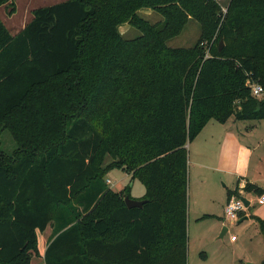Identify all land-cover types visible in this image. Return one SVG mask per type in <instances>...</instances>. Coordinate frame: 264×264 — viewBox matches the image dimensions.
Instances as JSON below:
<instances>
[{
    "label": "trees",
    "instance_id": "1",
    "mask_svg": "<svg viewBox=\"0 0 264 264\" xmlns=\"http://www.w3.org/2000/svg\"><path fill=\"white\" fill-rule=\"evenodd\" d=\"M193 19L195 45L169 46ZM248 79L264 89V0H64L15 34L0 17V134L16 142L0 139V264H32L49 226L45 264H188L187 145L211 120H264ZM114 169L144 184L142 207Z\"/></svg>",
    "mask_w": 264,
    "mask_h": 264
},
{
    "label": "rangeland",
    "instance_id": "2",
    "mask_svg": "<svg viewBox=\"0 0 264 264\" xmlns=\"http://www.w3.org/2000/svg\"><path fill=\"white\" fill-rule=\"evenodd\" d=\"M64 0H16V11L9 14V7L3 5L0 7V17L9 27L12 33L21 30L31 19L33 10L40 6L51 5ZM223 10H226L230 0H220ZM139 13L149 19L151 22H160L164 17L156 10L145 8ZM120 31L128 39L135 38L141 34L138 28L129 23L120 26ZM201 35V26L195 19L189 21L182 32L170 39L168 45L171 47L190 48L195 45ZM238 128L242 133L252 131L254 141H260V147H257L252 159V164L260 166V186L264 187V120H246L239 121ZM251 136V135H250ZM250 136H244L247 141L252 142ZM1 146L7 153H12L16 148V142L8 130H3L0 134ZM111 181L110 187L120 191L125 186L131 185L132 195L135 198L140 192L145 194V186L138 179H132L131 175L122 170L114 169L107 176ZM238 178H235L234 184L230 186L233 190ZM264 189V188H263ZM248 193L247 191H245ZM261 194H264L261 193ZM261 194L254 195L260 196ZM254 215L250 219L241 222H235L230 230L224 235L223 226L216 224L215 220L201 221L199 224L191 218V244L188 249V259L190 264H262L264 261V203L258 201L253 206ZM200 227L205 230V238L194 234L193 229ZM51 230V226H49ZM204 232V231H202ZM235 237L232 240V237ZM42 247V242L40 243ZM41 253V251H40ZM203 253V254H202ZM44 254L34 257V264H45Z\"/></svg>",
    "mask_w": 264,
    "mask_h": 264
},
{
    "label": "crops",
    "instance_id": "3",
    "mask_svg": "<svg viewBox=\"0 0 264 264\" xmlns=\"http://www.w3.org/2000/svg\"><path fill=\"white\" fill-rule=\"evenodd\" d=\"M239 121L242 120L231 118L226 123L211 120L201 133L187 145L189 150V244H191V218L198 224L205 220L217 221L216 224L223 226L222 235L230 230L235 223L228 221L225 216V206L230 198L228 192L231 190L230 186L234 184L235 178L238 180L234 189L236 186L243 188L247 182L260 186V174H258L260 166L252 164L255 151L257 147H260V141L252 139L254 129L246 132L247 134L240 132ZM247 135H251L252 142L244 138ZM243 193L254 196L250 192L244 191ZM143 195L140 192L136 197L140 198ZM253 206L255 204L243 211L236 222L253 217L254 212L251 209ZM193 232L198 237L202 234L201 238L203 239L207 233L200 227L194 228ZM51 234L52 229L50 230L49 227L44 232H39V247L42 254L45 253ZM34 263L33 258L32 264ZM188 264H190L189 259Z\"/></svg>",
    "mask_w": 264,
    "mask_h": 264
},
{
    "label": "built area",
    "instance_id": "4",
    "mask_svg": "<svg viewBox=\"0 0 264 264\" xmlns=\"http://www.w3.org/2000/svg\"><path fill=\"white\" fill-rule=\"evenodd\" d=\"M247 84L250 85L252 93L255 97L261 98L263 96L264 89L259 83L253 82L251 79H248ZM107 182L108 184L111 183L110 180H108ZM243 188H240L241 190L240 194L232 195L226 203L225 216H226V219L230 222H236L237 220H239L241 213L247 210L253 204H255V202L258 201L260 204L264 203V194L257 196V198L256 196L244 195ZM243 197L249 200V203H250L249 207L246 206V202ZM232 239H235V237L233 236Z\"/></svg>",
    "mask_w": 264,
    "mask_h": 264
},
{
    "label": "water",
    "instance_id": "5",
    "mask_svg": "<svg viewBox=\"0 0 264 264\" xmlns=\"http://www.w3.org/2000/svg\"><path fill=\"white\" fill-rule=\"evenodd\" d=\"M223 42L221 41V46H220V50L223 48ZM245 202H246V206L249 207L250 203L249 200L245 197H243ZM125 201L128 207L132 208V207H142L144 205V203L146 202V199H137V198H131L130 196H126L125 197Z\"/></svg>",
    "mask_w": 264,
    "mask_h": 264
}]
</instances>
